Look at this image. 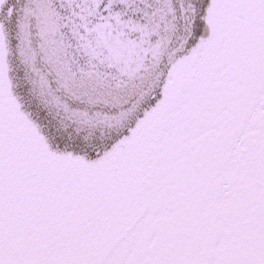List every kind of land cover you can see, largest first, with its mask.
Wrapping results in <instances>:
<instances>
[{
    "label": "snow or ice",
    "instance_id": "1",
    "mask_svg": "<svg viewBox=\"0 0 264 264\" xmlns=\"http://www.w3.org/2000/svg\"><path fill=\"white\" fill-rule=\"evenodd\" d=\"M0 264H264V0H0Z\"/></svg>",
    "mask_w": 264,
    "mask_h": 264
}]
</instances>
